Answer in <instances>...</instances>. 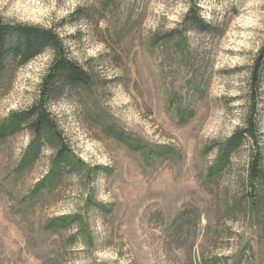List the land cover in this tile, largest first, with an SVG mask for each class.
Segmentation results:
<instances>
[{
  "label": "rangeland",
  "instance_id": "obj_1",
  "mask_svg": "<svg viewBox=\"0 0 264 264\" xmlns=\"http://www.w3.org/2000/svg\"><path fill=\"white\" fill-rule=\"evenodd\" d=\"M198 2L207 30L184 20L189 0H0L89 74L47 104L53 130L30 117L0 135V264H264L251 143H225L250 109L264 0ZM52 57L0 74V127L36 102Z\"/></svg>",
  "mask_w": 264,
  "mask_h": 264
},
{
  "label": "trees",
  "instance_id": "obj_2",
  "mask_svg": "<svg viewBox=\"0 0 264 264\" xmlns=\"http://www.w3.org/2000/svg\"><path fill=\"white\" fill-rule=\"evenodd\" d=\"M198 0H189L184 20L199 30H207L210 25L199 14ZM51 49L52 60L43 76L38 98L26 111L15 114L6 125H1L0 135L11 133L23 118H34L33 129H54L49 116L47 104L58 99L63 92L76 84L86 83L89 74L67 54V47L53 28H45L31 24L8 22L0 16V74L11 61L24 64L32 58ZM264 81V44L259 49L250 71V109L243 125L236 128L225 140L227 148L237 150L243 143L250 141L251 150L245 170L247 186L252 206L260 203L264 197V149L258 140L259 119L264 113L259 110L256 98Z\"/></svg>",
  "mask_w": 264,
  "mask_h": 264
}]
</instances>
